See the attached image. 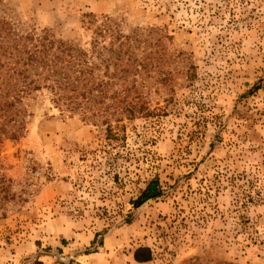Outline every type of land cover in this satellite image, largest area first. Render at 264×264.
Here are the masks:
<instances>
[{
	"label": "rangeland",
	"instance_id": "374dc122",
	"mask_svg": "<svg viewBox=\"0 0 264 264\" xmlns=\"http://www.w3.org/2000/svg\"><path fill=\"white\" fill-rule=\"evenodd\" d=\"M0 19L82 48L115 91L110 129L48 89L23 99L0 140V264H264V0H0ZM152 178L161 196L134 207Z\"/></svg>",
	"mask_w": 264,
	"mask_h": 264
},
{
	"label": "trees",
	"instance_id": "16d2710c",
	"mask_svg": "<svg viewBox=\"0 0 264 264\" xmlns=\"http://www.w3.org/2000/svg\"><path fill=\"white\" fill-rule=\"evenodd\" d=\"M88 16L90 24L96 22L92 14ZM111 23L112 19L105 17L103 23L95 26L92 42L95 59H100L99 51L95 50L96 36L103 38L110 34L113 31ZM116 37L120 39L121 35L117 33ZM95 67L96 62L89 60L86 51L55 38L49 29H42L39 34L32 30L20 32L0 19V140L2 136L15 137L22 131L26 115L23 99L41 89L49 90L51 100L62 112H79L84 119L100 120L107 129L109 120L104 111L108 106L104 105V99L114 97L115 91H111L109 80L96 77ZM120 101L121 110L132 111L136 105V102ZM161 194L159 180L152 178L132 204L138 207ZM132 256L136 262H147L152 259V252L148 246H139Z\"/></svg>",
	"mask_w": 264,
	"mask_h": 264
}]
</instances>
